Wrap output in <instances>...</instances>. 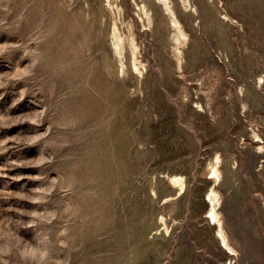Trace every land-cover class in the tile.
<instances>
[{
    "label": "rangeland",
    "instance_id": "374dc122",
    "mask_svg": "<svg viewBox=\"0 0 264 264\" xmlns=\"http://www.w3.org/2000/svg\"><path fill=\"white\" fill-rule=\"evenodd\" d=\"M111 1L0 0V264H264V0H172L181 69L156 0ZM215 153L235 254L205 217Z\"/></svg>",
    "mask_w": 264,
    "mask_h": 264
},
{
    "label": "bare ground",
    "instance_id": "6f19581e",
    "mask_svg": "<svg viewBox=\"0 0 264 264\" xmlns=\"http://www.w3.org/2000/svg\"><path fill=\"white\" fill-rule=\"evenodd\" d=\"M108 4L112 7V11L114 14H116L115 8L118 7V4H115L114 7V2L111 0H107ZM162 9L164 10L165 14L168 16V24L171 28L172 31V53L173 57L176 61V64L182 68V60H183V54H184V48L187 46L188 40H189V34L184 28L182 22L180 21L178 15L176 14V11L173 7V2L172 0H156ZM136 6H138L139 11L137 14L141 17L142 19V24L146 25L145 20H147V23L151 22V16L149 15V10L143 5L142 7L139 6L135 2ZM179 4L181 8L184 7V9H187L188 7H191L190 0H180ZM195 11V10H194ZM143 14H144V19H143ZM224 15V14H223ZM225 18L228 22H232V18L229 17L228 15H225ZM129 23V22H128ZM122 25V24H121ZM131 25V24H130ZM146 30V29H144ZM130 33L129 35H126L125 33L121 32L119 24L116 22L113 23L112 29H111V51L116 53V58L119 63L117 72H119V68L121 71H124V66H125V53L122 57L123 51L127 50V48L130 49V54H129V68L132 71L134 68L137 73L142 75V68L141 66L143 65L142 61L139 59L138 53H140L138 43L136 41L134 33L129 30ZM129 51V50H128ZM177 66V67H178ZM125 74V73H124ZM123 74V75H124ZM198 102V101H197ZM203 108V105H200ZM254 136L259 138L260 135L257 132H253ZM259 140V139H258ZM256 145H258L260 148H263L264 145L261 144L260 141L256 142ZM221 165H222V157L220 153H215L214 156H212L208 162V170L207 173L209 176L207 177L212 186L208 189V192H205V197L204 200L208 201L207 206H208V215L205 216L210 224L214 226V231L218 234V242L222 243V245L225 247L230 254H235L236 250L230 245L228 236L223 228V221L221 219V214L219 211V205H220V193L218 191V186L220 185L221 182ZM168 182L171 186L176 188L175 194L177 197H180L186 190V181L185 178L182 174L178 173H172L168 174ZM167 178V177H166ZM210 185V184H209ZM154 191V190H153ZM174 196V195H173ZM169 196L165 198V202H168L172 200L174 197ZM206 212V211H205ZM160 225H163V229L166 232H169V226L166 222V219L164 216L160 217ZM212 222V223H211ZM225 249V250H226Z\"/></svg>",
    "mask_w": 264,
    "mask_h": 264
}]
</instances>
